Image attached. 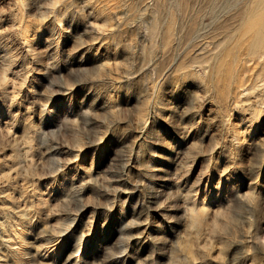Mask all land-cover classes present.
Returning <instances> with one entry per match:
<instances>
[{
    "label": "rangeland",
    "instance_id": "374dc122",
    "mask_svg": "<svg viewBox=\"0 0 264 264\" xmlns=\"http://www.w3.org/2000/svg\"><path fill=\"white\" fill-rule=\"evenodd\" d=\"M256 1L0 0V264H264Z\"/></svg>",
    "mask_w": 264,
    "mask_h": 264
},
{
    "label": "bare ground",
    "instance_id": "6f19581e",
    "mask_svg": "<svg viewBox=\"0 0 264 264\" xmlns=\"http://www.w3.org/2000/svg\"><path fill=\"white\" fill-rule=\"evenodd\" d=\"M224 54L220 66L225 69L221 75L225 81L243 85L256 73L252 72L255 66L247 63L253 61V64H258L261 58L264 59V2H253L247 9L238 35L231 47L225 48ZM260 72L264 73V65H261ZM261 81L264 82V78ZM255 85L252 81V86ZM157 183L163 192V176L158 178Z\"/></svg>",
    "mask_w": 264,
    "mask_h": 264
}]
</instances>
